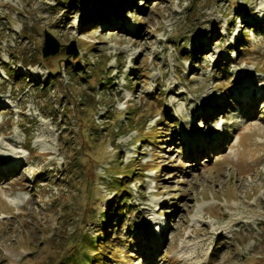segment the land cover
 Listing matches in <instances>:
<instances>
[{
	"label": "rangeland",
	"instance_id": "374dc122",
	"mask_svg": "<svg viewBox=\"0 0 264 264\" xmlns=\"http://www.w3.org/2000/svg\"><path fill=\"white\" fill-rule=\"evenodd\" d=\"M82 228L104 264H264V0H0V264H56Z\"/></svg>",
	"mask_w": 264,
	"mask_h": 264
},
{
	"label": "trees",
	"instance_id": "16d2710c",
	"mask_svg": "<svg viewBox=\"0 0 264 264\" xmlns=\"http://www.w3.org/2000/svg\"><path fill=\"white\" fill-rule=\"evenodd\" d=\"M123 10L124 7H121L120 9L121 12L119 11L117 15H121ZM140 10L143 11L144 7H140L139 11ZM96 11H97L96 8H94L92 18L97 16L95 15ZM194 50L196 51L197 48L195 47ZM71 57L72 56L70 55L69 58L71 59ZM41 60H45L43 54H42V58L33 59L32 62L38 63ZM80 60L81 57H77L76 59H73L71 62V66L74 67L76 62ZM100 81L103 82L102 79ZM135 86H137V83H135ZM159 96L160 95H157L156 98H160ZM128 114H129L127 116L128 121L130 120L132 122L136 120L137 117L134 116L136 115V112H130ZM89 122L90 125H92L93 127L98 126V124L94 122L93 118L89 119ZM129 126L132 127V129L136 130L137 132L141 131L138 125H136L135 123H130ZM173 127H176L175 124ZM96 130L97 129H92V131L83 130V135L87 136L89 141L96 142L97 141ZM161 133L163 132H158V134ZM159 137L162 136L161 135L152 136L151 141L153 140V138H155L153 140V144H157L158 142H160L161 139H156ZM135 153H136V157L141 155V152L139 150ZM136 157L131 159L137 160ZM121 173L122 174L120 177H111V182H109L107 185L109 188L115 189V193H114L115 197L114 200L111 201L110 204L111 207L108 210V212L107 211L100 212L101 218L105 221L104 224L107 223L108 215H111L112 217L117 216L118 211L122 210L120 204L125 203L130 195L131 188L129 187L128 182H124V180L128 179L130 176H132L133 178L142 177V169L140 168L139 163H132L128 165L127 168L121 171ZM86 190L88 193L87 204L89 205V207L88 206L86 207L89 209L88 216L93 217L96 210L93 204L95 200L94 196L96 195L94 184L92 182H88V186L86 187ZM123 210H125V208H123ZM115 220L118 221V226L122 224V222L117 217ZM101 233H103L104 236L103 239L100 241L97 240L92 235L85 232L82 228L79 232L72 235L70 239L69 247L62 248V251H64V253L62 254V257L58 260V263L56 264H104V260L109 258V254L114 253V250L116 249L118 244L113 243L114 240L111 238V236H107V233H105L104 231H102Z\"/></svg>",
	"mask_w": 264,
	"mask_h": 264
},
{
	"label": "water",
	"instance_id": "95a60500",
	"mask_svg": "<svg viewBox=\"0 0 264 264\" xmlns=\"http://www.w3.org/2000/svg\"><path fill=\"white\" fill-rule=\"evenodd\" d=\"M62 47V44L56 39L52 33L49 31L45 30L44 31V41L42 45V54L44 57L53 55L57 53ZM66 53L68 54H73L74 56L76 55V50H75V42L72 41L71 44H66L64 46Z\"/></svg>",
	"mask_w": 264,
	"mask_h": 264
},
{
	"label": "bare ground",
	"instance_id": "6f19581e",
	"mask_svg": "<svg viewBox=\"0 0 264 264\" xmlns=\"http://www.w3.org/2000/svg\"><path fill=\"white\" fill-rule=\"evenodd\" d=\"M20 160V159H19ZM19 160H16L15 162H14V165H16V163H18L19 162Z\"/></svg>",
	"mask_w": 264,
	"mask_h": 264
}]
</instances>
